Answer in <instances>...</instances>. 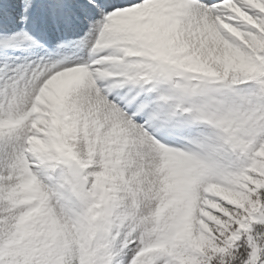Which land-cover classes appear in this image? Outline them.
<instances>
[{
	"label": "snow or ice",
	"instance_id": "1",
	"mask_svg": "<svg viewBox=\"0 0 264 264\" xmlns=\"http://www.w3.org/2000/svg\"><path fill=\"white\" fill-rule=\"evenodd\" d=\"M0 264H264V0H0Z\"/></svg>",
	"mask_w": 264,
	"mask_h": 264
}]
</instances>
